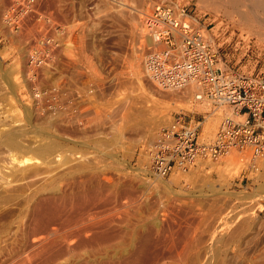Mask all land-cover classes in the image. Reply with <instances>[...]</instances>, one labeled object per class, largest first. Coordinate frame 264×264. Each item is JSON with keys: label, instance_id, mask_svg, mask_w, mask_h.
Segmentation results:
<instances>
[{"label": "rangeland", "instance_id": "obj_1", "mask_svg": "<svg viewBox=\"0 0 264 264\" xmlns=\"http://www.w3.org/2000/svg\"><path fill=\"white\" fill-rule=\"evenodd\" d=\"M14 1L0 0V264H41L30 258L41 239L72 232L66 221L81 216L120 236L73 255H138L140 233V264H264V155L233 149L165 179L149 172L150 147L173 116L200 122L204 141L235 117L229 106L196 103L195 88L166 91L147 77L145 19L161 0H21L35 14L19 32L4 21ZM178 1L207 29L219 67L264 75V24L219 0ZM43 35L62 48L37 85L60 88L61 97L41 104L23 75Z\"/></svg>", "mask_w": 264, "mask_h": 264}, {"label": "built area", "instance_id": "obj_2", "mask_svg": "<svg viewBox=\"0 0 264 264\" xmlns=\"http://www.w3.org/2000/svg\"><path fill=\"white\" fill-rule=\"evenodd\" d=\"M29 4L15 0L4 15L5 23L16 32L25 18L35 14ZM145 22L150 41L144 60L147 77L163 90L193 86L197 101L229 106L235 114L222 122L210 141L201 139L200 122L173 116L150 147V174L165 179L175 171L191 170L200 161H218L233 149H250L253 159L263 156L264 75L220 68L207 29L178 0H161ZM52 39V35L41 36L29 53L27 80L36 83L34 100L41 104L61 97L60 88L49 87L43 92L37 85L39 74L50 64ZM55 48L62 47L56 42ZM60 114L53 110L51 115Z\"/></svg>", "mask_w": 264, "mask_h": 264}, {"label": "bare ground", "instance_id": "obj_3", "mask_svg": "<svg viewBox=\"0 0 264 264\" xmlns=\"http://www.w3.org/2000/svg\"><path fill=\"white\" fill-rule=\"evenodd\" d=\"M146 1V0H145ZM149 1V0H147ZM145 2L144 4H146L148 6L147 3L149 2ZM142 2V1H141ZM220 3H222L223 5H225V7L227 9H231L234 13H236L243 21L248 22V23H261L262 25L264 24V0H219ZM140 4V3H139ZM155 4V3H153ZM53 5V4H51ZM31 6L29 4V10L31 11ZM57 6V5H56ZM53 7V6H52ZM155 7V6H154ZM151 9V8H150ZM53 10V9H52ZM57 10V9H56ZM150 14V13H149ZM50 17V16H49ZM51 19V17H50ZM240 19V20H241ZM53 20V18H52ZM83 20V19H82ZM52 22V21H51ZM75 22V21H74ZM77 22V21H76ZM258 22V23H257ZM49 23V21H48ZM56 23V22H55ZM146 23V22H145ZM56 25V24H54ZM60 25V24H59ZM254 25V24H253ZM9 26V25H8ZM51 26V25H50ZM13 28V27H12ZM56 29V28H55ZM59 30V34L64 35V31L62 29H57V31ZM71 30V29H70ZM54 32V31H53ZM145 35L147 38V45H149L150 41L147 37V29L145 27ZM66 33V32H65ZM58 34V35H59ZM71 34V33H69ZM60 36V35H59ZM70 36V35H69ZM66 37V36H65ZM66 39V38H65ZM64 40V39H63ZM66 44V43H65ZM70 45V44H69ZM33 46V45H32ZM55 46L56 43L54 41V39H52L50 47H51V60L54 58V55L56 54L55 51ZM29 58V57H28ZM50 60V63H51ZM144 63V62H143ZM221 66V65H220ZM49 66L46 68V70L44 69V71H47V69H49ZM223 67V66H222ZM221 68V67H220ZM28 71V70H27ZM27 73V72H26ZM28 75V74H27ZM25 77H27L25 74L23 75ZM27 82V81H26ZM155 84V83H154ZM35 85V84H34ZM93 85V84H92ZM95 85V84H94ZM32 86V85H31ZM36 86V85H35ZM85 87V86H84ZM192 88H195L193 86H190ZM39 88V87H38ZM91 88V87H90ZM187 87L183 88V89H174V90H170V91H177V90H184ZM196 89V88H195ZM163 90V89H162ZM42 91V90H41ZM80 91V90H79ZM168 91V90H166ZM82 92V91H81ZM198 95V94H197ZM197 95H194V99L195 102L198 104H208L209 102L207 100L204 101H197ZM101 96V95H100ZM232 117V115H227V118ZM68 118V117H67ZM225 118V119H227ZM61 122V121H60ZM158 123V122H157ZM211 122L208 121L207 125L209 126ZM68 124V123H67ZM72 124V123H71ZM212 125V124H211ZM214 125V124H213ZM207 126V127H208ZM137 127V126H136ZM156 127V126H155ZM209 129V128H208ZM14 146V145H13ZM56 144L55 145H49L48 147L45 148H41V151L39 152L40 154H47V153H51L55 148H56ZM57 149V148H56ZM244 151V150H243ZM231 153V152H230ZM229 153V154H230ZM38 154V153H37ZM246 154V153H245ZM49 155V154H48ZM40 157V156H39ZM75 158V157H74ZM258 158V157H257ZM254 158V159H257ZM70 159V158H69ZM76 159V158H75ZM253 160V159H252ZM38 161V160H36ZM65 161V160H64ZM63 161V162H64ZM32 159H24L23 161L21 160V162L19 161V163L21 164H27V163H31ZM73 163V162H72ZM61 164V163H60ZM64 164V163H63ZM50 165V164H49ZM62 165V164H61ZM61 167V166H60ZM67 169V168H66ZM36 176V175H34ZM158 178V177H156ZM162 179V178H160ZM99 182V181H98ZM97 195V194H96ZM79 198V197H78ZM81 198V197H80ZM79 198V200H80ZM5 199V198H4ZM79 202V201H78ZM85 203V201H83ZM53 203V202H52ZM82 203V202H81ZM96 203V202H95ZM79 204V203H78ZM53 205V204H52ZM82 205V204H81ZM86 205V204H85ZM90 205V204H89ZM83 206V205H82ZM54 207V206H53ZM80 207V206H79ZM55 208V207H54ZM83 208V207H82ZM36 209V208H35ZM49 209V208H48ZM85 210V209H84ZM49 211V210H48ZM53 211V210H52ZM86 211V210H85ZM39 212V211H38ZM72 213V212H71ZM84 213V212H83ZM83 213L79 212L77 214L78 215H82ZM40 214H42V212H40ZM39 214V215H40ZM61 214L60 211H54L53 213H51L52 217H58V215ZM48 215V214H47ZM50 215V216H51ZM80 215V216H81ZM86 216V215H85ZM93 216V215H91ZM39 217V216H38ZM41 217L43 218V216L40 215V220ZM52 217H49L48 219V223L51 222L52 223ZM84 216H81L80 218H78L77 220H68L66 222H69V225L72 227L73 231L64 235H60L59 232L55 231L53 233H50L49 230H45L48 233V235L46 237H43L40 241L39 247L40 249L37 251H33L34 253L30 255V258L34 260H39L41 261V264H140L142 263V261H144V236H141L140 233L138 234H133V236L135 237V239H138V241L140 240V243H142L141 245V249L139 250V252H137L135 250L137 254L134 253V251L126 253V251H123V254L121 257H119L116 261L113 260V256H109L108 251L107 254H103L100 251L98 253H91L88 257L87 256H82V255H73L72 254V249L73 248H84V247H89V246H94V245H98V244H106V243H110L111 241L114 242V239L117 237H119L120 235H115L113 233V231L110 230L111 225H103L101 228H99L100 223L98 224L97 222H94L91 217L87 218H83ZM94 217V216H93ZM45 218V217H44ZM47 218V217H46ZM39 219V218H38ZM69 219V218H68ZM95 219V218H94ZM47 220V219H46ZM55 221V220H54ZM93 221V222H92ZM47 222V221H46ZM47 224V223H46ZM45 224V226H46ZM63 225H65L63 223ZM129 226V225H128ZM66 227V226H65ZM42 228V227H41ZM99 228V229H98ZM44 229V228H43ZM42 229V230H43ZM71 230V229H70ZM99 230V231H98ZM60 231V230H58ZM116 231V230H115ZM44 232V231H43ZM40 233V232H39ZM123 237L121 236L122 239H126L128 237V235L126 234V232L124 233V231L122 232ZM121 234V235H122ZM45 236V235H44ZM130 237V236H129ZM188 237V236H187ZM9 238V237H8ZM116 240V239H115ZM128 240V238H127ZM146 239V242H148ZM67 241H74V243L68 247H66ZM130 241V240H129ZM34 244V243H33ZM146 244V243H145ZM148 244V243H147ZM38 245V244H37ZM76 246V247H75ZM130 246V245H129ZM37 247V246H36ZM109 247V246H108ZM106 249V248H104ZM103 249V250H104ZM147 250V249H146ZM31 252V251H30ZM96 252V251H94ZM25 253V252H24ZM30 254V253H29ZM89 254V253H88ZM119 255V254H118ZM136 255V256H135ZM20 257V256H19ZM103 257H107V260H104ZM24 258V257H23ZM29 258V257H28ZM115 258V257H114ZM117 258V256H116ZM25 261V260H24ZM179 261V260H178ZM25 263V262H24ZM29 264V263H28Z\"/></svg>", "mask_w": 264, "mask_h": 264}]
</instances>
